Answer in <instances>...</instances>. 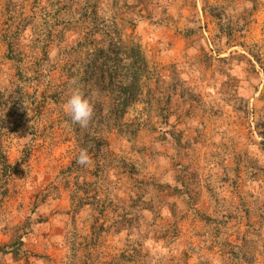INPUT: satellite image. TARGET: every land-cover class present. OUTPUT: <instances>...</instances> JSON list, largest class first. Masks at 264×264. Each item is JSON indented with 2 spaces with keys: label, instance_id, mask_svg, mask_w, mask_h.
Masks as SVG:
<instances>
[{
  "label": "rangeland",
  "instance_id": "obj_1",
  "mask_svg": "<svg viewBox=\"0 0 264 264\" xmlns=\"http://www.w3.org/2000/svg\"><path fill=\"white\" fill-rule=\"evenodd\" d=\"M0 264H264V0H0Z\"/></svg>",
  "mask_w": 264,
  "mask_h": 264
},
{
  "label": "clouds",
  "instance_id": "obj_2",
  "mask_svg": "<svg viewBox=\"0 0 264 264\" xmlns=\"http://www.w3.org/2000/svg\"><path fill=\"white\" fill-rule=\"evenodd\" d=\"M63 111L70 117L73 124H77L83 129L87 128L93 119L94 105L79 87H73L63 104ZM76 163L85 167L91 164L87 149L80 150Z\"/></svg>",
  "mask_w": 264,
  "mask_h": 264
},
{
  "label": "trees",
  "instance_id": "obj_3",
  "mask_svg": "<svg viewBox=\"0 0 264 264\" xmlns=\"http://www.w3.org/2000/svg\"><path fill=\"white\" fill-rule=\"evenodd\" d=\"M99 52L101 53H106V51H104L103 49L99 50ZM133 85V84H132Z\"/></svg>",
  "mask_w": 264,
  "mask_h": 264
}]
</instances>
